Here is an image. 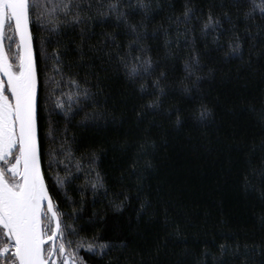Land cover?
<instances>
[{
    "label": "snow or ice",
    "instance_id": "1",
    "mask_svg": "<svg viewBox=\"0 0 264 264\" xmlns=\"http://www.w3.org/2000/svg\"><path fill=\"white\" fill-rule=\"evenodd\" d=\"M260 69L264 0H0V264H89L82 250L99 264H264V211L251 237L201 232L152 183L157 140L211 127L207 92L228 82L229 111L253 116L261 139L221 147L264 209V87L248 88ZM108 125L122 138H86Z\"/></svg>",
    "mask_w": 264,
    "mask_h": 264
},
{
    "label": "trees",
    "instance_id": "2",
    "mask_svg": "<svg viewBox=\"0 0 264 264\" xmlns=\"http://www.w3.org/2000/svg\"><path fill=\"white\" fill-rule=\"evenodd\" d=\"M34 47L39 50L40 37L35 32ZM264 72V69H260ZM177 74L181 75V66L177 65ZM123 87L122 82L114 86L117 90ZM264 87L259 74L249 77L248 88L252 95ZM219 97V101L216 99ZM235 100L234 89L228 82L216 83L207 92V103L215 105V121L211 127H201L192 123H186L182 129L173 130L169 134L167 145L157 140L158 150L155 153L156 169L153 186L159 184L162 191L173 197L182 199L185 206L192 210L198 221V229L203 232H220L231 230L246 231L251 237L258 227V217L264 209L261 208L257 194L246 195L241 190V170L243 168L240 154L227 153L221 147L237 139H261V129L256 119L246 114L239 116L240 106L235 112H230ZM170 102L182 107H195L201 101L188 99L181 95L170 98ZM119 104H117V109ZM83 116H77L79 120ZM56 119L63 122L61 116ZM75 133L77 138L81 133L79 128H72L69 133ZM86 138L90 141H104L105 143L122 138V132L112 126H102L99 129H91ZM82 176V174H81ZM71 195H76L70 191ZM89 193V198H90ZM97 208L101 205L97 204ZM91 211V208H88ZM206 213V215H205ZM127 214V213H126ZM80 255L89 264H99L95 258L86 251ZM195 257L190 258V264Z\"/></svg>",
    "mask_w": 264,
    "mask_h": 264
},
{
    "label": "flooded vegetation",
    "instance_id": "3",
    "mask_svg": "<svg viewBox=\"0 0 264 264\" xmlns=\"http://www.w3.org/2000/svg\"><path fill=\"white\" fill-rule=\"evenodd\" d=\"M14 47V46H13Z\"/></svg>",
    "mask_w": 264,
    "mask_h": 264
}]
</instances>
